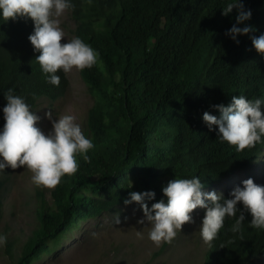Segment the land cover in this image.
<instances>
[{
  "label": "trees",
  "instance_id": "16d2710c",
  "mask_svg": "<svg viewBox=\"0 0 264 264\" xmlns=\"http://www.w3.org/2000/svg\"><path fill=\"white\" fill-rule=\"evenodd\" d=\"M95 1L70 0L74 8L67 9L70 12L68 15H71L75 22L72 30L74 36L79 37L86 44H92L100 55L97 60L98 65L95 64L82 72L87 91L95 101L88 118L90 134L88 139L94 145L87 152L90 163L85 162L82 156H77L79 171L74 176L65 175L61 178L58 186L51 191V203H47L44 192H37L35 203L40 224L24 241L25 243L23 242L15 260L16 264H31L32 256L29 251L33 245L49 251L46 244L48 239L60 240L80 222L92 218L100 219L113 209L112 213H119L120 209L117 208L123 205L124 200L129 198V193L132 192L126 189V171L131 168H139L138 171L142 175V179L138 180L140 187L148 188L151 183L150 188L154 190L150 191L156 194L154 200L163 199L166 203L167 197L162 191L164 186L161 185L164 182L162 180L168 175L178 176L181 179H191L190 176L197 175L206 183L212 184L231 168L247 160L256 159L262 148L259 146L255 150L239 154L222 143L214 133L204 129L203 132L202 130L197 132L202 133V139L192 159L187 157L192 152H185V147L167 154L168 162L154 164L151 159L143 158L131 143L133 131L146 121H151L148 123L151 127L159 124L165 127L169 125L168 118L158 121L159 110L168 93V87L172 89V94L178 93L184 87L178 72L193 80L199 78L196 83L200 89L197 90L196 95L203 108H208L213 103L232 95H242L246 98L264 97L262 64L264 54L259 57H229L220 54L218 62H210L203 53V48H206L209 41L203 38L198 25H189L182 30H167L170 25L165 19L167 16H185L193 19L199 15L207 17L214 27L224 32L231 24L233 16L222 15L223 8L226 7L222 0ZM249 3L253 5V1ZM87 12L91 16H88ZM253 22L263 25L264 18L253 19ZM33 31L34 22L31 18L4 21L0 13V131L5 124L3 107L6 106L7 100L4 94L8 89H13L14 95L22 96L25 102L30 104L33 112H38L43 98L57 101L59 97L65 95L69 85L68 81L62 80L58 87H54L41 73L40 65L35 66L28 61L26 51L29 50L25 42ZM165 70L168 71V84ZM179 118L183 119L182 116ZM189 128H191L189 122L182 125L186 136L190 134ZM157 135L164 147V141L159 134ZM154 140L157 149L151 153H157L162 149L157 138ZM260 145L264 147V143ZM163 150L165 148L159 153L161 154ZM151 174H156L158 177L150 181ZM7 181V178L0 179V225L7 199ZM64 212L68 215L65 216ZM233 224L230 223V228ZM1 233L0 235L7 237L4 251L12 258L13 241L6 232ZM230 233L238 237L231 246L234 254L247 250L258 239L257 232L249 227L244 229L242 238L241 233L231 231ZM166 245L162 246L158 254L166 248ZM98 264L105 263L100 261Z\"/></svg>",
  "mask_w": 264,
  "mask_h": 264
},
{
  "label": "clouds",
  "instance_id": "9594fccd",
  "mask_svg": "<svg viewBox=\"0 0 264 264\" xmlns=\"http://www.w3.org/2000/svg\"><path fill=\"white\" fill-rule=\"evenodd\" d=\"M222 1L226 6L222 15L233 16L231 24L224 32L214 27L207 17L199 15L193 19L185 16H167L165 19L170 23L167 30H182L189 25H198L203 38L209 41L206 48H203V53L210 62H218L220 54L229 57H259L264 54V24L253 22V19L264 18V0ZM249 1H253V5H250ZM70 8H74L70 0H0V13L4 21L17 18L32 19L34 31L25 42L29 50L26 51L27 59L35 66L40 65L41 73L54 87H58L62 80L68 81L66 93L70 88L69 73H79L84 82L83 70L94 66L100 56L92 44H86L74 36L73 20V28L67 26L73 39L62 43L65 34L60 27L59 17L65 11L68 14L67 9ZM262 64L264 67V62ZM72 68L75 70L71 72ZM167 73L165 70L168 84ZM178 76L185 88L172 94V89L168 87V93L159 110L158 121L168 118L169 125L165 127L159 124L151 127L148 125L151 121H146L133 131L131 143L143 158L151 159L154 164L168 162L167 154L185 147V152H192L187 155L192 159L202 139V133L197 132H203L204 129L214 133L222 143L235 152H240L239 154L250 152L259 146L262 147L261 151L256 159L247 160L231 168L212 184L206 183L197 175L190 176L191 179L168 175L161 185L164 186L162 191L167 197L166 203L163 199L154 200L156 194L150 191L154 190L150 188L151 183L148 188L134 185V182L139 183L142 175L138 171L139 168H131L126 171V189L132 192L117 209L133 205L132 203L140 205L143 217L138 219L137 223L151 225L149 239L156 246H160V249L167 244L157 257L181 241L188 244L195 241L198 245L205 246L199 264H264V147L260 145L264 143V97L246 98L242 95H232L203 108L196 95L200 89L196 83L199 78L193 80L179 72ZM4 96L7 104L3 107L5 124L0 131V177L3 175L0 179H8V196L11 192V179L19 173L17 169L21 166L28 169L27 172L31 174L35 184L30 200L35 204L36 229L39 225V213L35 203L37 192L42 191L45 195L48 192L50 198L46 201L51 203V191L58 186L61 178L65 175L72 176L78 171L77 156L80 155L85 162H90L87 152L94 145L88 139V120L83 134L81 127L75 123L74 116L63 115L54 118L53 111L49 110L45 117L51 122V129L45 132L37 123L41 120L39 112L42 102L49 99H44L38 112H33L22 96L13 94V89H8ZM61 98L62 96L58 100ZM49 101L52 104L57 102ZM92 103L91 109L95 105L93 97ZM168 112L170 114H167ZM185 122H189L191 126L187 136L182 129ZM157 134L164 141V147ZM155 138L162 149L165 148L161 154L159 152L162 149L151 153L157 149ZM150 177L151 181L158 175L151 174ZM113 210L104 216H109ZM127 219L124 217V220ZM114 223H121L119 213L114 216ZM230 223H234L231 228ZM246 227L257 232L258 239L247 250L234 254L231 246L238 237L230 231L241 233L242 238ZM5 232L14 242L13 257L10 258L4 251L7 241L5 235H0V249H3L10 263L16 264L20 247L27 238H10L9 233ZM46 244L49 251L33 245L29 251L33 258L31 264H40L54 256L63 246L61 239H48ZM177 261L194 263V259L188 256Z\"/></svg>",
  "mask_w": 264,
  "mask_h": 264
},
{
  "label": "rangeland",
  "instance_id": "374dc122",
  "mask_svg": "<svg viewBox=\"0 0 264 264\" xmlns=\"http://www.w3.org/2000/svg\"><path fill=\"white\" fill-rule=\"evenodd\" d=\"M59 20L60 27L65 34V38H62V43H67L73 39L69 33V29L67 28V26H69L70 29L73 28L72 18L65 11L59 17ZM74 70L75 69L72 68L71 72ZM69 75L71 76L69 77L70 88L68 92L54 104H52L49 100L42 102L43 104L41 105L42 107L39 112L41 120L37 124L40 123L38 127H40L43 131H49L51 129V122L45 117L44 114L46 113V110H53V114L56 112L54 114V118H59L63 115L74 116L75 123L81 127L82 133L84 134L83 129L86 126V121L88 120L92 106V100L89 98H92V96L87 92L85 82H82L79 73H69ZM75 107H77L78 110ZM61 110H63V112ZM42 112L45 113L43 114ZM19 168H22V170H19ZM19 168L17 171L20 174L17 173L11 179V192L7 196V200L5 202L4 218L0 226V231H7L10 238L16 237L20 240H24L35 228L37 223L34 215L35 204L32 202V200H30V197L33 195L35 190V184L32 181L31 174L27 172L28 169L24 168L23 166ZM9 169L11 168L9 167ZM134 185L140 186V183L134 182ZM45 197L46 200H49L50 197L48 192H46ZM132 204L133 205H127L120 209L119 214L121 223L118 225L114 223V216L116 214L112 212L109 216H104V218L97 221L88 220L85 222H80L78 226L74 227L68 232L67 236L61 239V244L63 246L58 249V254H55V257H49L48 260L45 259L42 264H98L100 261H103L105 264H147L150 261L151 264H186L184 261L178 262L177 259L185 258L187 256L190 258L194 257L193 264H199V261L202 259V253L205 249V246L203 247V245H198L195 241L191 242L190 244L185 243V245L184 242L181 241L177 244V246L169 248L164 254L162 253L157 257V254L155 253H158L160 246H156V244L149 239L151 225H141L137 223V220L143 217V211L138 203ZM124 217H127L128 219L124 220ZM5 227L7 229H5ZM138 232L140 235H137ZM189 246L191 248H189ZM184 249L190 250H187V253ZM196 250L198 251L196 252ZM2 251L3 249L1 248L0 264H14L10 263L5 253H3L4 251Z\"/></svg>",
  "mask_w": 264,
  "mask_h": 264
},
{
  "label": "bare ground",
  "instance_id": "6f19581e",
  "mask_svg": "<svg viewBox=\"0 0 264 264\" xmlns=\"http://www.w3.org/2000/svg\"><path fill=\"white\" fill-rule=\"evenodd\" d=\"M83 1H85V0H83ZM86 1H87V0H86ZM94 1H95V0H94ZM98 1H99V0H98ZM100 1H101V0H100ZM104 1H105V0H104ZM92 2H93V1H92ZM81 3H82V1H81ZM95 3L98 4L96 1H95ZM88 4H89V3H88ZM88 4H87V5H88ZM92 4H93V3H92ZM92 4H91V5H92ZM99 4H100V3H99ZM102 4H103V3H102ZM122 4H123V3H122ZM83 5H84V3H83ZM118 5H120V4H118ZM84 6H85V5H84ZM107 6H109V5H107ZM107 6H106V8H107ZM92 7H94V6H92ZM92 7H91V8H92ZM121 7H122V6H121ZM81 9H82V7H81ZM119 9H120V8H119ZM82 10H83V9H82ZM86 10H87V9H86ZM89 10H90V9H89ZM103 10H104V9H103ZM106 10H107V9H106ZM133 11H134V10H133ZM69 13H70V12H69ZM81 14H82V13H81ZM85 14H86V12H85ZM87 14H88V12H87ZM138 14H139V13H138ZM83 15H84V14H83ZM70 16H71V15H70ZM88 16H91V15L88 14ZM71 17H72V16H71ZM79 17H81V16H79ZM84 17L88 18L87 15H84ZM144 24H147V23H144ZM148 30H149V29H148ZM64 38H65V37H64ZM64 43H65V42H64ZM120 53H121V52H120ZM119 55H120V54H119ZM118 59H119V58H118ZM251 60H252V59H251ZM251 60H250V61H251ZM96 64H97V63H96ZM251 64H252V63H251ZM97 65H98V64H97ZM248 65H249V63H248ZM250 66H251V65H250ZM99 67H100V65H99ZM251 67H252V66H251ZM247 69H249L248 71H250V68L247 67ZM248 71H247V72H248ZM260 72H261V71H260ZM262 72H263V71H262ZM102 74L104 75L105 73H102ZM118 74H119V73H118ZM249 74H251V72H249ZM106 75H107V74H106ZM99 76H100V75H99ZM107 76H108V75H107ZM85 78H86V77H85ZM87 78H88V77H87ZM107 79H109V78L107 77ZM242 80H243V79H242ZM108 82H109V80H108ZM105 83H106V82H105ZM30 84H31V83H30ZM71 84H72V83H71ZM96 84H97V83H96ZM248 84H249V83H248ZM250 84H251V83H250ZM44 86H46V85H44ZM108 86H109V84H108ZM249 86H250V85H249ZM101 87H102V86H101ZM101 87H100V88H101ZM247 87H248V86H246V88H247ZM253 87H254V86H253ZM34 88H35V87H34ZM92 88H93V87H92ZM88 89H89V88H88ZM90 89H91V88H90ZM102 89H103V88H102ZM102 89H101V90H102ZM104 89H106V88H104ZM25 90H26V89H25ZM28 90H30V89H28ZM106 90H107V89H106ZM47 92H48V91H47ZM87 92H88V91H87ZM103 92H104V91H103ZM105 94H107V93H105ZM249 94H250V93H249ZM40 96H41V94H40ZM56 96H57V95H56ZM69 96H70V95H69ZM75 96H76V95H75ZM91 96H92V95H91ZM78 97H79V96H78ZM89 97H90V95H89ZM37 98H39V97H37ZM65 98H66V97H65ZM72 98H73V97H72ZM44 99H45V98H43V100H44ZM89 99L92 100V98H89ZM63 100H64V99H63ZM79 100H80V99H79ZM82 100H84V99H82ZM65 102H66V101H65ZM61 103H62V102H61ZM90 103H91V102H90ZM33 104H34V103H33ZM42 104H43V103H42ZM45 104H47V103H45ZM45 104H44V105H45ZM63 104H64V102H63ZM87 104H88V103H87ZM92 104H93V103H92ZM29 105H30V104H29ZM49 105H50V104H49ZM49 105H48V106H49ZM57 105H60V104H57ZM57 105H56V106H57ZM72 106H73V105H72ZM39 107H40V106H39ZM41 107H42V106H41ZM49 107H50V106H49ZM53 107H54V105H53ZM57 108H58V107H57ZM62 108H63V105H62ZM67 108H68V107H67ZM75 108L77 109V107H75ZM45 109H47V108H45ZM45 109H44V110H45ZM54 109H55V108H54ZM79 109H80V108H79ZM94 109H95V108H94ZM36 110H37V109H36ZM38 110H39V108H38ZM58 110H59V109H58ZM77 110H78V109H77ZM42 111H43V110H42ZM52 111H53V110H52ZM55 111H56V110H55ZM61 111L63 112V110H61ZM69 111H70V110H69ZM90 111H91V110H90ZM46 112H47V110H46ZM42 113H43V112H42ZM44 113H45V112H44ZM44 113H43V114H44ZM55 113H56V112H54V114H55ZM73 114H74V113H73ZM44 115H45V114H44ZM57 115H58V114H57ZM59 115H60V114H59ZM74 115H75V114H74ZM104 115H105V114H104ZM77 117H78V115H77ZM81 120H82V119H81ZM91 121H92V120H91ZM38 122H39V121H38ZM39 124H40V123H39ZM39 124H37V125H39ZM82 124H83V123H82ZM1 126H2V125H1ZM83 126H84V125H83ZM88 126H89V125H88ZM41 127H42V126H41ZM82 129H83V128H82ZM83 130H84V129H83ZM45 131H46V130H45ZM46 132H47V131H46ZM88 132H89V131H88ZM93 136H94V135H93ZM93 139H94V138H93ZM226 147H227V146H226ZM97 148H98V147H97ZM227 148H228V147H227ZM95 149H96V148H95ZM90 150H91V149H90ZM217 150H218V149H217ZM212 152H213V150H212ZM212 152H211V153H212ZM90 153H91V152H90ZM96 153H97V152H96ZM239 153H240V152H239ZM87 155H88V154H87ZM78 159H79V158H78ZM93 159H94V158H93ZM229 159H230V158H229ZM95 160H96V159H95ZM79 162H81V161H79ZM92 162H93V161H92ZM88 163H90V162H88ZM81 164H82V163H81ZM83 164H84V163H83ZM86 164H87V163H86ZM79 166H80V165H79ZM92 167H93V166H92ZM92 167H91V168H92ZM25 168H26V167H25ZM20 169L22 170V168H19V170H20ZM80 169H81V168H80ZM78 171H79V170H78ZM82 171H83V170H82ZM18 174H20V173H18ZM81 174H82V173H81ZM84 175H86V174H84ZM73 176H74V175H73ZM70 178H71V177H70ZM2 179H3V178H2ZM21 179H22V178H21ZM68 179H69V178H68ZM78 179H79V178H78ZM4 180H5V179H4ZM21 181H22V180H21ZM73 181H74V180H73ZM23 182H24V181H23ZM31 182H32V181H31ZM67 182H68V181H67ZM69 182H70V181H69ZM69 182H68V183H69ZM5 183H6V182H5ZM68 183H67V185L69 186ZM77 183H78V182H77ZM89 183H90V182H89ZM11 184H12V183H11ZM75 184H76V182H75ZM79 184H80V183H79ZM132 184H133V183L131 182V185H132ZM0 185H1V184H0ZM2 185H3V184H2ZM5 185H6V184H5ZM5 185H4V186H5ZM23 185H24V184H23ZM4 186H3V187H4ZM13 186H14V185H13ZM3 187H2V188H3ZM79 187H80V186H79ZM0 188H1V187H0ZM27 188H28V187H27ZM69 188H70V186H69ZM4 191H5V190H4ZM6 191H7V190H6ZM6 191H5V192H6ZM5 192H4V194H5ZM24 193H25V192H24ZM37 194H38V193H37ZM73 194H74V193H73ZM78 194H79V193H78ZM70 195H72V194H70ZM66 196H67V194H66ZM25 197H26V196H25ZM28 198H29V197H28ZM39 198H40V197H39ZM51 198H52V197H51ZM56 198H57V197H56ZM64 198H65V196H64ZM67 198H68V196H67ZM44 199H45V198H44ZM68 199H69V198H68ZM68 199H66V200H68ZM20 200H21V198H20ZM25 200H26V199H25ZM66 200H65V201H66ZM26 201H27V200H26ZM42 201H43V200H42ZM27 202H28V201H27ZM27 202H26V203H27ZM39 202H40V199H39ZM76 202H78V201H76ZM54 203H55V202H54ZM54 203H53V204H54ZM31 204H32V203H31ZM37 204H38V203H37ZM45 204H46V203H45ZM26 205H27V204H26ZM38 205H39V204H38ZM42 205H44V204H42ZM59 205H60V203H59ZM22 206H23V205H22ZM24 206H25V205H24ZM27 206H29V205H27ZM60 206H61V205H60ZM74 206H75V204H74ZM43 207H44V206H43ZM55 207H56V206H55ZM10 208H11V207H10ZM26 208H28V207H26ZM56 208H57V207H56ZM72 208H73V207H72ZM75 208H76V207H75ZM46 209H47V208H46ZM48 209H49V208H48ZM65 209H67V208H65ZM37 210H38V209H37ZM82 210H83V209H82ZM26 211H27V209H26ZM52 211H53V210H52ZM43 212H44V211H43ZM43 212H42V214H43ZM56 212H57V211H56ZM71 212H72V211H71ZM73 212H74V211H73ZM21 213H22V212H21ZM27 213H28V212H27ZM31 213H33V212H31ZM40 213H41V212H40ZM47 213H48V212H47ZM54 213H55V212H54ZM54 213H53V215H54ZM64 213H65V212H64ZM23 214H24V213H23ZM51 214H52V213H51ZM66 214H67V213H65V216H66ZM47 215H48V214H47ZM47 215H46V216H47ZM49 215H50V214H49ZM59 215H61V214L59 213ZM67 215H68V214H67ZM32 216H33V215H32ZM56 216H57V215H55V217H56ZM61 216H62V215H61ZM83 216H84V215H83ZM26 217H27V216H26ZM26 217H25V218H26ZM49 217H50V216H49ZM49 217H48V218H49ZM63 217H64V216H63ZM51 218H52V217H51ZM60 219H61V218H60ZM27 220H28V219H27ZM30 220H31V219H30ZM54 220H55V219H54ZM25 221H26V220H25ZM33 221H34V220H33ZM48 221H49V220H48ZM56 221H57V220H56ZM60 223H61V222H60ZM39 224H40V223H39ZM63 224H64V223H63ZM68 224H69V223H68ZM70 224H71V222H70ZM70 224H69V225H70ZM57 225H58V224H57ZM66 225H67V224H66ZM29 226H30V225H29ZM31 226H32V225H31ZM53 226H54V225H53ZM64 226H65V225H64ZM39 228H40V227H39ZM5 229H7V228L5 227ZM40 230H41V229H40ZM67 230H68V229H67ZM70 230H71V229H70ZM3 231H4V230H3ZM27 231H28V230H27ZM28 232H29V231H28ZM28 232H27V233H28ZM35 232H36V231H35ZM38 232H39V231H38ZM38 232H37V233H38ZM1 234H2V233H1ZM32 234H33V233H32ZM67 235H68V234H67ZM25 237H26V236H25ZM39 237H40V236H39ZM35 238H36V237H35ZM33 239H34V238H33ZM141 239H142V238H141ZM24 240H25V239H24ZM30 240H31V239H30ZM146 242H147V241H146ZM10 243H11V242H10ZM13 243H14V242H13ZM13 243H11V245H12ZM24 243H25V242H24ZM149 243H150V242H149ZM38 244H40V243H38ZM196 244H197V243H196ZM152 245H153V244H152ZM184 245H185V243H184ZM37 246H38V245H37ZM42 246H43V245H42ZM150 246H151V245H150ZM191 246H192V245H191ZM194 246H195V244H194ZM12 247H13V246H12ZM145 247H146V246H145ZM155 247H156V246H155ZM158 247H159V246H158ZM200 247H202V246H200ZM203 247H204V245H203ZM9 248H10V247H9ZM189 248H191V247L189 246ZM7 249H8V247H7ZM147 249H148V247H147ZM8 250H9V249H8ZM144 250H146V249H144ZM172 250H173V249H172ZM181 250H182V249H181ZM184 250H186V249H184ZM187 250H190V249H187ZM187 250H186V252L188 253ZM199 250H200V249H199ZM191 251H192V250H191ZM191 251H190V252H191ZM197 251H198V250H196V252H197ZM202 251H203V250H202ZM2 252H3V251H2ZM10 252H11V249H10ZM22 252L25 253V251H22ZM58 252H59V251H58ZM62 252H63V251H62ZM144 252H145V251H144ZM149 252H150V251H149ZM193 252H195V251H193ZM3 253H4V252H3ZM170 253H171V252H170ZM56 254H58V253H56ZM155 254H158V253H155ZM184 254H185V253H184ZM189 254H190V253H189ZM192 254H193V253H192ZM202 254H203V253H202ZM7 255H9V253H8ZM168 255H169V254H168ZM196 255H197V254H196ZM21 256H22V255H21ZM193 256H194V254H193ZM197 256H198V255H197ZM11 257H13V256H11ZM22 257H23V256H22ZM54 257H55V256H54ZM56 257H57V256H56ZM161 257H162V256H161ZM18 258H20V257H18ZM30 258H31V257H30ZM168 258H169V257H168ZM168 258H167V259H168ZM193 258H194V257H193ZM193 258H192V259H193ZM21 259H22V258H21ZM31 259H33V258H31ZM31 259H30V260H31ZM54 259H55V258H54ZM57 259H59V258H57ZM152 259H153V258H152ZM162 259H163V258H162ZM167 259H164V260H167ZM47 260H48V258H47ZM149 260H150V259H149ZM159 260H160V259H159ZM50 261H51V260H50ZM175 261H176V260H175ZM175 261H174V262H175ZM18 262H19V261H18ZM144 262H145V261H144ZM150 262H151V261H150ZM199 262H200V261H199ZM16 263H17V262H16ZM152 263H155V262H152ZM163 263H164V262H163ZM195 263H196V262H195ZM29 264H30V263H29ZM41 264H42V262H41ZM96 264H97V263H96ZM142 264H143V263H142Z\"/></svg>",
  "mask_w": 264,
  "mask_h": 264
}]
</instances>
